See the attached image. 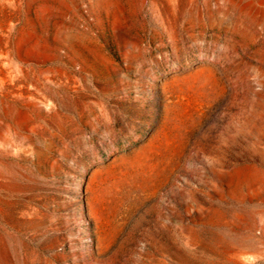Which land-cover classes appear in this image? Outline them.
Here are the masks:
<instances>
[{"label": "rangeland", "instance_id": "rangeland-1", "mask_svg": "<svg viewBox=\"0 0 264 264\" xmlns=\"http://www.w3.org/2000/svg\"><path fill=\"white\" fill-rule=\"evenodd\" d=\"M0 264H264V0H0Z\"/></svg>", "mask_w": 264, "mask_h": 264}]
</instances>
